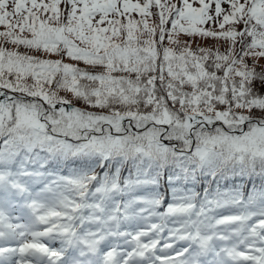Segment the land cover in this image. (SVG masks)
Here are the masks:
<instances>
[{"label":"trees","instance_id":"trees-1","mask_svg":"<svg viewBox=\"0 0 264 264\" xmlns=\"http://www.w3.org/2000/svg\"><path fill=\"white\" fill-rule=\"evenodd\" d=\"M92 4L0 0V172L68 180L75 221L131 202L175 228L236 219L263 243V0Z\"/></svg>","mask_w":264,"mask_h":264},{"label":"rangeland","instance_id":"rangeland-1","mask_svg":"<svg viewBox=\"0 0 264 264\" xmlns=\"http://www.w3.org/2000/svg\"><path fill=\"white\" fill-rule=\"evenodd\" d=\"M170 49H172V48H170ZM31 193H34L36 195V198L35 199L38 200V201H42V197L43 196H46L45 194L41 195L40 192H38V189L32 190ZM36 200H35V202H37ZM5 212L8 213V209H5Z\"/></svg>","mask_w":264,"mask_h":264}]
</instances>
